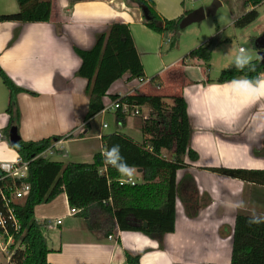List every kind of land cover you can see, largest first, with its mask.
Instances as JSON below:
<instances>
[{
    "label": "crops",
    "instance_id": "0c3cea01",
    "mask_svg": "<svg viewBox=\"0 0 264 264\" xmlns=\"http://www.w3.org/2000/svg\"><path fill=\"white\" fill-rule=\"evenodd\" d=\"M150 1L164 19L180 10L183 16L187 11L183 0L181 5L179 0ZM49 3L47 21L0 22V70L14 86L25 90L15 95L19 139L82 133V137L53 142V149L62 153L48 154L50 161L76 165H88L95 153L102 154L100 137L104 134L119 132L141 142L139 125L149 109L141 106L135 115L127 114L119 121L115 110L109 109L111 102L106 96L102 99L104 109L82 129L80 118L87 107L86 82L77 75L80 60L74 50L90 48L109 24L119 22L127 24L139 59L150 54L154 41L141 25L140 10L123 0H49ZM17 9L15 0H0V14L15 13ZM248 9L241 2V11L233 15L230 23ZM256 28L250 32V39L264 30V27ZM250 51L249 61L258 58L253 46ZM159 56L157 52L156 57ZM228 57L230 63L222 67L237 58ZM174 66L173 63L168 67ZM168 67L157 69L159 76L163 72L160 82L150 80L142 85L148 86L150 92L126 81L125 76L115 80L106 91L118 95L134 90L145 94H175L185 101L192 127L188 145L196 158L192 162L186 160L188 165L175 172L174 211L162 222L160 240L148 237L139 229L124 228L114 217L112 238H107L103 233L102 204L98 202H109L108 180L96 170L83 171L71 180L63 167L48 165L37 173L33 169L30 175L36 194L41 191L42 197L52 196L39 204L37 210V205L34 207V218L47 222L41 232L49 249L45 256L48 263L125 264L128 252L138 257V264H229L236 213L263 216L264 186L208 169H264V93H241L230 86L233 80L242 78L206 82L205 69L192 77L183 67L176 70ZM215 77L208 75L210 80ZM259 78H264V73ZM7 100L8 92L0 81V162L17 156L8 144L5 131ZM130 169L132 175L121 173L119 180L129 178L139 182L141 170ZM70 208L77 212L70 214ZM80 208H84L86 219L79 215ZM136 215L145 220L146 226L155 220L152 212ZM56 220L60 222L55 224Z\"/></svg>",
    "mask_w": 264,
    "mask_h": 264
},
{
    "label": "trees",
    "instance_id": "16d2710c",
    "mask_svg": "<svg viewBox=\"0 0 264 264\" xmlns=\"http://www.w3.org/2000/svg\"><path fill=\"white\" fill-rule=\"evenodd\" d=\"M15 1L18 7L17 11L0 14V22H42L48 20L49 0ZM123 1L126 5H132L140 10L142 22L150 30L164 35L178 30L177 23L182 16L176 19L161 18L154 10L150 0ZM260 4H264V0H243L242 5L249 6L250 9L236 17L232 21V26L242 28L254 21L257 17L255 7ZM218 35L219 32L190 49L181 58V63H184V60L201 62L205 69L204 80L206 82L223 83L237 78L255 82L264 73V64H261L258 58L249 61L242 69L237 68L233 62L222 67L213 80L208 78L207 71L212 51L221 42ZM251 40L254 41V39ZM253 47L257 50L254 45ZM74 50L80 60L77 75L86 82L87 107L80 118L82 129H86L88 121L104 109L102 100L104 96L111 103L115 102L118 105L115 112L119 121L127 115L120 110L122 104L130 109L141 106H146L149 109L147 117L142 119L139 125L143 136L141 142H135L119 132L104 134L100 137L101 149L104 153L110 151L113 146H118L121 157L118 163H122L128 168L141 170L139 182L133 185L120 184L118 179L121 172L116 166L106 164V172L101 175L108 180L109 202L107 204L102 201L98 202L102 204L103 233L105 236L113 233L114 217L122 227L139 229L148 237L160 240L163 235L162 222L168 219L174 211L175 172L188 165L186 160L192 162L196 158V154L188 145L192 127L186 113L185 101L181 95L145 94L135 90L124 95L106 94L109 86L123 76L126 81L143 78L142 64L134 48L127 24L113 22L107 26L104 32L96 36L90 48ZM0 81L8 92L4 110L8 115V124L5 128L7 131L10 126L18 124L19 113L15 104V95L25 90L14 86L1 70ZM82 136V133L74 135L67 132L37 140L19 139L10 145L22 160L27 161V177L18 179L16 182L24 180L30 186L28 194L16 207L20 223L21 247L12 254L13 264H50L45 259L49 249L41 232L47 222L34 218V207L41 202L49 201L52 196L42 197L40 194H36V186L30 175L33 169H41L48 165L63 167L68 179L71 180L76 179L83 171L96 170L98 172L106 158L105 154L95 153L92 163L76 165L50 161L48 154L45 153L47 150L54 154L62 153L60 149H53V142ZM208 170L240 181L264 186V169L220 167ZM75 205L81 207L80 204ZM83 210L84 208H80L79 215L86 219L87 215ZM137 212H152L155 215V220L149 226L142 227V222L145 220L139 218L136 215ZM260 217H264V214ZM253 218L254 216L236 213L231 232L229 264H264V219L255 223L252 222ZM88 227L94 229L91 224H88ZM125 264H138V257L128 252L125 253Z\"/></svg>",
    "mask_w": 264,
    "mask_h": 264
},
{
    "label": "rangeland",
    "instance_id": "374dc122",
    "mask_svg": "<svg viewBox=\"0 0 264 264\" xmlns=\"http://www.w3.org/2000/svg\"><path fill=\"white\" fill-rule=\"evenodd\" d=\"M211 1L212 0H183V5L184 9L189 11L199 6H206ZM219 1L220 6L217 7L213 16H205L199 22L191 23L182 29H178L176 32L171 31L165 35L160 34L147 28L143 22L141 23V25L146 28L149 37L154 41L153 52L140 56L144 79L150 78L151 82H160L163 72L160 73L159 76L157 69L161 68V66L168 67L173 63L175 66L172 68L168 67L169 70H176L179 67H183L182 69H186L192 77H197V75L202 73L201 70L204 69V66L195 60H184V63H181L180 60L192 47H196L217 32H219L218 36L221 42L212 51V56L209 61L210 68L207 71L209 76L217 75L219 72H217V69L225 65L224 63H230L231 58H229L228 55L233 57L239 56L241 54L238 51L239 47H241L244 54L248 56L253 46L252 40L248 37L250 32L253 28L264 27V4H260L256 7L257 17L254 21L242 28H235L230 22L233 15L241 11V2L243 0ZM178 3L180 4V0ZM180 12H178V14H170V17L165 19H176L181 15L179 14ZM157 52L160 54L159 57H156ZM224 57L226 59H224ZM185 66H187V68H184ZM131 83L139 84L137 80H133ZM143 84H139L138 86H142ZM141 89L150 92L148 86H142ZM105 122L106 120H104V123ZM35 170L37 173L41 169L37 168ZM40 193L42 192L40 191L39 194ZM41 203L44 204L43 202ZM39 204H37L36 210L40 208Z\"/></svg>",
    "mask_w": 264,
    "mask_h": 264
},
{
    "label": "built area",
    "instance_id": "2783aa9c",
    "mask_svg": "<svg viewBox=\"0 0 264 264\" xmlns=\"http://www.w3.org/2000/svg\"><path fill=\"white\" fill-rule=\"evenodd\" d=\"M137 82L143 84L149 82V79L139 78ZM120 106L122 113L132 115L137 113V108L130 109L124 104ZM117 107L118 105L112 102L109 109L115 110ZM102 127L105 128L106 125L102 124ZM1 138L2 133L0 131ZM45 153L49 154L50 151L47 150ZM104 154L102 152V155ZM106 164L111 163L107 162L105 158L103 165L98 169L99 174H105ZM27 175V161L22 160L18 155L11 161L0 162V264H13L12 254L17 248L21 247L20 223L16 214V207L28 194L30 186L24 180L19 182H16V180L25 179ZM118 182L120 184H134L129 178L118 179ZM102 203L105 202L102 201ZM76 212L77 210L74 208L69 209L70 214ZM59 222V220H56L55 224ZM107 238L111 239L112 236L108 235Z\"/></svg>",
    "mask_w": 264,
    "mask_h": 264
},
{
    "label": "clouds",
    "instance_id": "9594fccd",
    "mask_svg": "<svg viewBox=\"0 0 264 264\" xmlns=\"http://www.w3.org/2000/svg\"><path fill=\"white\" fill-rule=\"evenodd\" d=\"M249 60L250 58L244 54L243 50H241V54L237 56L235 64L237 68L242 69L249 63ZM230 86L241 93H264V78H258L255 80V82L248 79L233 80ZM105 157L107 162L111 163L113 166H116L122 174H126L128 176L132 175V169L128 168L122 163H118V161L121 159L118 146H113L110 151L105 152ZM240 206L243 207V204ZM260 219H264V217L257 218L254 215L252 222L258 223L260 222Z\"/></svg>",
    "mask_w": 264,
    "mask_h": 264
},
{
    "label": "water",
    "instance_id": "95a60500",
    "mask_svg": "<svg viewBox=\"0 0 264 264\" xmlns=\"http://www.w3.org/2000/svg\"><path fill=\"white\" fill-rule=\"evenodd\" d=\"M220 6L219 0H212L206 6H199L193 10L187 11L178 21L177 28L182 29L185 26L199 22L205 16H213L217 7ZM144 14V12L142 11ZM253 45L257 48L256 55L261 64H264V30L262 33L254 38ZM19 140V136L17 134L16 126H10L7 130V141L8 144L11 145ZM146 223L142 222V227H145Z\"/></svg>",
    "mask_w": 264,
    "mask_h": 264
}]
</instances>
